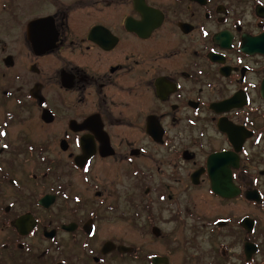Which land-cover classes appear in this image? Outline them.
I'll list each match as a JSON object with an SVG mask.
<instances>
[{
  "label": "flooded vegetation",
  "instance_id": "1",
  "mask_svg": "<svg viewBox=\"0 0 264 264\" xmlns=\"http://www.w3.org/2000/svg\"><path fill=\"white\" fill-rule=\"evenodd\" d=\"M0 132V194L7 180L24 186L17 168L36 185L77 172L95 190L87 220L95 222L125 179L142 183L147 212L153 193L173 203L177 189L197 192L228 212L216 222L208 208L199 213L212 236L223 231L211 264L219 255L223 264H264V0H0ZM216 176L238 195H216ZM154 178L161 184L152 188ZM32 189L24 213L38 210ZM231 204L250 213L237 216ZM81 221L66 232L39 216L25 238L3 222L12 233L1 250L13 264L50 258L27 240L58 246L57 264L133 256H103L105 243L122 244L98 239L93 248L96 232Z\"/></svg>",
  "mask_w": 264,
  "mask_h": 264
},
{
  "label": "rangeland",
  "instance_id": "2",
  "mask_svg": "<svg viewBox=\"0 0 264 264\" xmlns=\"http://www.w3.org/2000/svg\"><path fill=\"white\" fill-rule=\"evenodd\" d=\"M20 169L26 172L31 167L22 165ZM8 170L9 168L6 167L4 171ZM62 170L64 169L62 168ZM66 170L68 171L67 168ZM14 174L24 186L12 187L7 180L6 185L2 189L3 193L0 194V206H3V208L10 206L18 214L24 212L23 207H25V204H23V201L28 203L29 200L25 198L29 192H33L32 187H35L38 199L45 194L59 193L60 195L51 213L43 215V211H35L34 214L38 217L40 216L43 222H48L52 218L55 219L58 225L70 223L77 218L82 219L81 222L83 223L87 222L89 218L88 212L93 206L88 205V202L91 203L97 200L93 196L95 190L88 192L86 190L87 183L79 177L80 175L77 172L63 174L61 180L57 178L59 176L57 174L50 181L42 184L38 183L37 185L28 181L32 178L21 177L18 168ZM114 180L115 177L107 180L106 184H104L109 187L108 191L115 186L113 184ZM164 181L169 182L166 178ZM66 184L72 185L73 189L69 191ZM151 184L153 188L154 185L158 186L161 182L154 178ZM98 185L101 187L102 184L99 183ZM61 187L67 191L63 194L65 196L59 191ZM118 190L120 197L117 199L112 196V193L108 194V192H105L108 194L106 197L107 203L103 207L104 210H97V220L94 222L97 228V237L89 239L93 241L91 245L93 248L98 246V239L102 242L112 239L113 241L116 240L117 243L133 248L134 255L126 259H123L120 255H113L115 261H109L107 264H151V258L154 256H164L168 258L170 264H211L216 260L217 251L221 248L220 244L224 241L223 231L215 236L216 240L212 236L213 234L210 233L211 229L205 226L204 220L199 213L201 212L207 216L208 212L206 209L208 208V211L213 216L209 214L210 217L215 218L216 222L218 218L228 213L224 204H221L218 200L206 199V195L202 196L197 192L183 193L177 189V198L174 199L173 203H170L167 198L160 201L157 199V194L153 193L150 198L152 210L147 212L144 209L146 197L141 191V182H136L134 179H125L121 186L118 187ZM123 194L126 195V198ZM127 195L131 197H127ZM82 198L85 206L81 205L73 213H69L66 209L64 210V207L70 206L73 209L76 204L81 202ZM16 200L22 201V207ZM187 207L189 211L185 212ZM230 208L229 212L237 216L250 213V211L239 204H231ZM4 216L5 212L3 210L0 211V264H13L12 258L8 256L10 252L5 250V253H3L1 250V246H4L9 241L8 239L12 233L8 227L1 224ZM259 216L264 225V214H259ZM11 217L13 215L7 216V218ZM75 240H79V236ZM27 242L33 244L34 251L39 255L49 249V252L47 250V255L50 258L41 264H57V262L65 259V255L58 251L60 249L58 246H52L45 242L42 244L36 243L35 240H27ZM85 249L88 251V247H85ZM71 250L79 249L75 247L71 248ZM221 259L222 257L219 255L217 264H223ZM71 260H73V257Z\"/></svg>",
  "mask_w": 264,
  "mask_h": 264
},
{
  "label": "water",
  "instance_id": "3",
  "mask_svg": "<svg viewBox=\"0 0 264 264\" xmlns=\"http://www.w3.org/2000/svg\"><path fill=\"white\" fill-rule=\"evenodd\" d=\"M223 156L220 157V159ZM225 179L223 177L220 176H216L213 180V189L216 195H219L223 198H232L238 195L239 190L233 188L231 185H229L227 183V185L225 184ZM56 201V197L55 196H46L43 199H41L39 201V205L42 206L45 209H49ZM15 227L17 228L18 232L20 233V235L22 236H27L35 227H36V221L34 220V218L32 217V215H24L20 218H18L15 223H14ZM62 229L68 232H72L76 229V225L75 224H71L68 226H62ZM91 222L89 224L86 225L85 230L88 233H91ZM45 237L49 238V239H53L56 235V232H45ZM114 249H116V246L113 243H107L105 244V246L103 247L102 253L104 255L110 253L111 251H113ZM119 251L122 253H130L132 252L131 249L125 248V247H120ZM153 264H169V260L167 258H161V257H154L152 260Z\"/></svg>",
  "mask_w": 264,
  "mask_h": 264
},
{
  "label": "snow or ice",
  "instance_id": "4",
  "mask_svg": "<svg viewBox=\"0 0 264 264\" xmlns=\"http://www.w3.org/2000/svg\"><path fill=\"white\" fill-rule=\"evenodd\" d=\"M0 135H6V133L0 132ZM3 147H5V148H6V147H7V145H4ZM84 171H85V172H87V171H88V169H87V168H85V169H84Z\"/></svg>",
  "mask_w": 264,
  "mask_h": 264
}]
</instances>
